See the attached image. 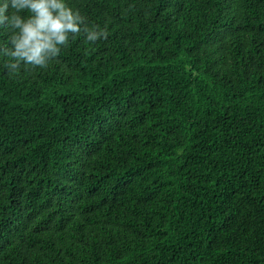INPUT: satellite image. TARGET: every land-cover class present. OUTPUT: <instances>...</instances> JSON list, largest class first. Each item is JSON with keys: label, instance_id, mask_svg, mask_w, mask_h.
<instances>
[{"label": "trees", "instance_id": "16d2710c", "mask_svg": "<svg viewBox=\"0 0 264 264\" xmlns=\"http://www.w3.org/2000/svg\"><path fill=\"white\" fill-rule=\"evenodd\" d=\"M45 69L0 62V264H264V0H68Z\"/></svg>", "mask_w": 264, "mask_h": 264}, {"label": "clouds", "instance_id": "9594fccd", "mask_svg": "<svg viewBox=\"0 0 264 264\" xmlns=\"http://www.w3.org/2000/svg\"><path fill=\"white\" fill-rule=\"evenodd\" d=\"M81 32L89 42L107 35L68 0H0V62L11 75L47 68Z\"/></svg>", "mask_w": 264, "mask_h": 264}]
</instances>
